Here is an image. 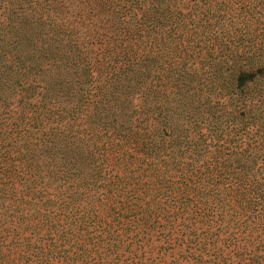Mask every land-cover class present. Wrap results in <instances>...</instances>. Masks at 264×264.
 Returning a JSON list of instances; mask_svg holds the SVG:
<instances>
[{
	"label": "trees",
	"instance_id": "obj_1",
	"mask_svg": "<svg viewBox=\"0 0 264 264\" xmlns=\"http://www.w3.org/2000/svg\"><path fill=\"white\" fill-rule=\"evenodd\" d=\"M206 2L0 0V264H264V56Z\"/></svg>",
	"mask_w": 264,
	"mask_h": 264
},
{
	"label": "rangeland",
	"instance_id": "obj_2",
	"mask_svg": "<svg viewBox=\"0 0 264 264\" xmlns=\"http://www.w3.org/2000/svg\"><path fill=\"white\" fill-rule=\"evenodd\" d=\"M205 5L211 12H218L223 16L221 18L223 20H216L217 23L229 29V33L234 32V35L228 38L241 43L237 52L245 51V45L248 44L252 47L249 52L243 53V55L255 56V58L264 56V0H207ZM237 36L240 37V41L235 40ZM253 84L245 85L243 88V116L239 126H249L251 115H258L253 116V122L262 123L264 126V82ZM251 96L254 99L249 105ZM258 135L264 139V129Z\"/></svg>",
	"mask_w": 264,
	"mask_h": 264
}]
</instances>
